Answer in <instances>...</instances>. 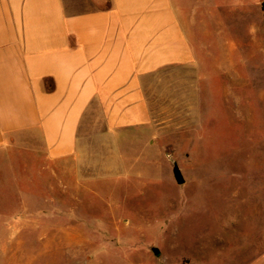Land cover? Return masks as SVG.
I'll list each match as a JSON object with an SVG mask.
<instances>
[{
	"label": "rangeland",
	"instance_id": "rangeland-1",
	"mask_svg": "<svg viewBox=\"0 0 264 264\" xmlns=\"http://www.w3.org/2000/svg\"><path fill=\"white\" fill-rule=\"evenodd\" d=\"M176 8L195 60L145 77L153 142L0 153V264H240L242 241L244 263L264 249V0Z\"/></svg>",
	"mask_w": 264,
	"mask_h": 264
},
{
	"label": "crops",
	"instance_id": "crops-1",
	"mask_svg": "<svg viewBox=\"0 0 264 264\" xmlns=\"http://www.w3.org/2000/svg\"><path fill=\"white\" fill-rule=\"evenodd\" d=\"M178 1L0 0V153L35 144L55 162L85 142H153L145 77L195 60ZM240 245V264H264Z\"/></svg>",
	"mask_w": 264,
	"mask_h": 264
},
{
	"label": "water",
	"instance_id": "water-1",
	"mask_svg": "<svg viewBox=\"0 0 264 264\" xmlns=\"http://www.w3.org/2000/svg\"><path fill=\"white\" fill-rule=\"evenodd\" d=\"M173 171H174V175H175L177 182L179 184H183L185 182V178H184L178 164L175 163ZM153 250H154L155 254H157V255L160 253V250L158 248H154Z\"/></svg>",
	"mask_w": 264,
	"mask_h": 264
}]
</instances>
